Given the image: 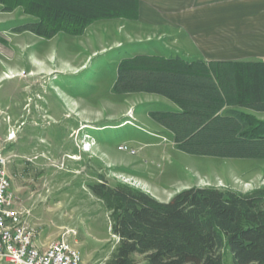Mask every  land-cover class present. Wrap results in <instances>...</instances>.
Listing matches in <instances>:
<instances>
[{
	"label": "rangeland",
	"instance_id": "obj_1",
	"mask_svg": "<svg viewBox=\"0 0 264 264\" xmlns=\"http://www.w3.org/2000/svg\"><path fill=\"white\" fill-rule=\"evenodd\" d=\"M139 2L136 17L92 20L51 39L16 32L35 17L0 3V143L12 159V192L40 244L66 236L86 264H109L119 242L118 204L95 195L96 183H125L160 201L215 186L264 202V159L182 152L149 116L177 110L174 102L112 88L120 60L138 53L264 59V0ZM130 264L148 263L133 254Z\"/></svg>",
	"mask_w": 264,
	"mask_h": 264
},
{
	"label": "trees",
	"instance_id": "obj_2",
	"mask_svg": "<svg viewBox=\"0 0 264 264\" xmlns=\"http://www.w3.org/2000/svg\"><path fill=\"white\" fill-rule=\"evenodd\" d=\"M18 3L35 17L14 28L51 39L77 33L85 22L139 13V0H0ZM117 94H157L177 110H150L172 134L176 148L197 156L264 159V59H187L138 53L117 65ZM117 202L112 232L119 238L109 264H264V202L215 186H191L169 201L125 183L91 186Z\"/></svg>",
	"mask_w": 264,
	"mask_h": 264
},
{
	"label": "built area",
	"instance_id": "obj_3",
	"mask_svg": "<svg viewBox=\"0 0 264 264\" xmlns=\"http://www.w3.org/2000/svg\"><path fill=\"white\" fill-rule=\"evenodd\" d=\"M11 161L0 143V264H86L78 249H69L66 236L45 245L49 255L36 253V229L26 228L29 211L16 206L9 173H3V164Z\"/></svg>",
	"mask_w": 264,
	"mask_h": 264
},
{
	"label": "bare ground",
	"instance_id": "obj_4",
	"mask_svg": "<svg viewBox=\"0 0 264 264\" xmlns=\"http://www.w3.org/2000/svg\"><path fill=\"white\" fill-rule=\"evenodd\" d=\"M8 167L9 164H3V173H8ZM11 178H10V189H11ZM26 228H34L31 226L29 221H26ZM56 243V241L49 243L48 245H52ZM67 245L69 246V249H77V247L67 238ZM35 251L36 253H39L40 256H47L49 255V248H47L45 245L40 244L38 241L35 242ZM80 257H82V254L80 252Z\"/></svg>",
	"mask_w": 264,
	"mask_h": 264
},
{
	"label": "crops",
	"instance_id": "obj_5",
	"mask_svg": "<svg viewBox=\"0 0 264 264\" xmlns=\"http://www.w3.org/2000/svg\"><path fill=\"white\" fill-rule=\"evenodd\" d=\"M227 59H230V58H227ZM8 173H9V172H8ZM9 176H10V174H9ZM10 178H11V176H10ZM11 192H12V186H11ZM12 193H13V192H12ZM13 195H14V198L16 199V200H15V203L17 202L16 206H18V204H19V202L17 201V200H18V197L16 196L15 193H13Z\"/></svg>",
	"mask_w": 264,
	"mask_h": 264
}]
</instances>
